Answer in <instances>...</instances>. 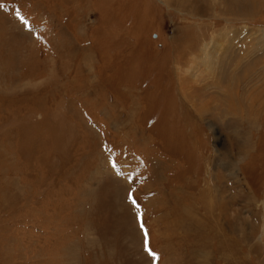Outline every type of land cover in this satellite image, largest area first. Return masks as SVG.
Returning <instances> with one entry per match:
<instances>
[{
	"label": "rangeland",
	"instance_id": "374dc122",
	"mask_svg": "<svg viewBox=\"0 0 264 264\" xmlns=\"http://www.w3.org/2000/svg\"><path fill=\"white\" fill-rule=\"evenodd\" d=\"M260 1L0 0V264H264V103L184 87Z\"/></svg>",
	"mask_w": 264,
	"mask_h": 264
},
{
	"label": "bare ground",
	"instance_id": "6f19581e",
	"mask_svg": "<svg viewBox=\"0 0 264 264\" xmlns=\"http://www.w3.org/2000/svg\"><path fill=\"white\" fill-rule=\"evenodd\" d=\"M251 2L254 7L256 2L261 1L251 0ZM263 42L264 29L253 32L246 28H234L216 33L213 41L204 47L203 53L194 56L196 59L201 60L199 75L194 77L198 80L194 79L192 82L187 78L184 87L204 102L200 103V111L203 112L204 109L214 107L218 110V117H228L230 116L229 113H232L240 119L246 116L248 117L247 122L249 124L253 123L252 117L254 115H251L250 111L254 106L256 107L257 100L262 101L261 106L264 103V88L251 89L252 77H250V71L256 65L255 62L264 61V51L262 53L258 52ZM239 43L241 49L232 54L233 50L231 52L229 50ZM208 79H211V82L208 83ZM199 82L200 84H206L205 87L202 86L203 89L195 88L194 84L196 83V86L200 87ZM209 84H212V92L209 91L211 87ZM226 87H228V92L225 90ZM245 101H248V103L245 104ZM224 103L227 104V107H224L226 105ZM249 103L251 105L248 107ZM234 116L232 117L235 118ZM235 133L237 134V131ZM220 191V187L215 190L216 193Z\"/></svg>",
	"mask_w": 264,
	"mask_h": 264
},
{
	"label": "snow or ice",
	"instance_id": "6c2138e0",
	"mask_svg": "<svg viewBox=\"0 0 264 264\" xmlns=\"http://www.w3.org/2000/svg\"><path fill=\"white\" fill-rule=\"evenodd\" d=\"M0 7H2V5H0ZM17 15L19 16L20 20L22 22H24L25 24H27V21L24 20L23 16H20L19 13H17ZM115 167V165H113ZM133 203H135V201H133ZM143 224H141V228H143ZM148 233L147 230L145 229V236L147 237ZM146 250L149 252V254L151 256H153L154 258L156 257V253L152 251V249L150 247L147 246V241H146Z\"/></svg>",
	"mask_w": 264,
	"mask_h": 264
}]
</instances>
